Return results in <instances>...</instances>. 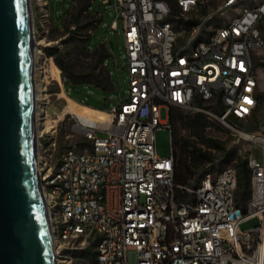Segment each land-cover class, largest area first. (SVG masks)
Here are the masks:
<instances>
[{
  "label": "built area",
  "instance_id": "obj_1",
  "mask_svg": "<svg viewBox=\"0 0 264 264\" xmlns=\"http://www.w3.org/2000/svg\"><path fill=\"white\" fill-rule=\"evenodd\" d=\"M211 1L114 0L108 26L122 22L126 99L100 109L102 121L69 113L82 139L55 158V124L36 137L58 264L86 248L93 264H264V89L256 73L264 66V0H221L209 8ZM35 2L44 29L48 3ZM28 6L35 38L31 0ZM225 10L230 17L214 21ZM171 107L202 113L250 143L242 151L250 189L244 200L232 164L174 181L172 148L159 157L154 145L156 128L171 133ZM62 109L50 114L46 106L43 116L58 120ZM254 117L256 132L247 130ZM251 218L256 224L239 227Z\"/></svg>",
  "mask_w": 264,
  "mask_h": 264
},
{
  "label": "rangeland",
  "instance_id": "obj_2",
  "mask_svg": "<svg viewBox=\"0 0 264 264\" xmlns=\"http://www.w3.org/2000/svg\"><path fill=\"white\" fill-rule=\"evenodd\" d=\"M221 0H212L209 3V8H214ZM35 0H31L35 12V20L37 24V33L35 39H43V42L39 44L40 51L42 52V62L46 68L53 63V53L59 51L66 53V58L73 64L72 69L79 75L85 76L88 79L94 80L103 77L100 65H96L91 56V52L82 46V41L86 40V46L92 50L100 45L107 51V56L104 58V65L109 73L111 80V88L103 90L91 83H65L64 78L61 76L60 68L59 75L61 83L50 77L49 72L46 77V92L48 94L47 103L37 102L38 111L41 112L40 105L45 104L47 106V112L50 114L53 111H59L65 104V96L60 94L64 90L67 94L77 101L89 103L90 106H96L103 109L109 108L112 104H118L126 99L125 90L128 88L127 69L122 66L123 53H124V38L122 32V22L118 18V26L116 29H110L109 23L115 16L112 6L114 0H47V10L49 17L47 22H44V29L40 26L42 18L38 12V7L35 4ZM89 4V11L93 13L90 15L86 12V5ZM204 11L197 13V16H201ZM231 14L230 10H225L221 14L215 16L214 21H221L222 19L229 18ZM195 18L196 16L193 15ZM77 19V23L73 20ZM92 23L89 26L88 23ZM68 27L70 31L66 32L65 28ZM264 33V31H263ZM48 42V43H47ZM262 57H264V50L262 51ZM256 73L258 77L259 85L264 89V66L256 65ZM65 93V92H64ZM66 94V93H65ZM80 102V103H82ZM84 104V103H82ZM178 113L184 115H191L193 113L174 107ZM260 112L258 118L264 116V93L261 97ZM40 116V115H39ZM168 113L165 107L160 108V119H166ZM210 123L205 128L204 136L200 138L193 137L189 131L185 128H180L179 136L182 139L195 142V144L207 151L213 160L205 162L202 166L192 168L191 175L188 179L199 176L202 167L207 168L208 171H216L220 167L232 164L236 168V164L239 160L244 159L242 151L246 147H249L250 143L242 138H238L229 129L224 127L220 122L214 119H209ZM55 124V150L53 157L59 155L63 149L73 141H81V134L72 128L73 119L70 114H65L63 118L54 122ZM170 131L166 127H158L154 130V145L156 154L159 157H166L171 152V139ZM215 139L222 149H216L212 147V141ZM238 144L239 148H235ZM225 150H235L233 159L227 162H221L225 155ZM261 149L259 146L252 145V153L258 155ZM256 224V219L251 218L243 221L239 227L241 229H247L250 226ZM70 264H93V261L78 251L72 256Z\"/></svg>",
  "mask_w": 264,
  "mask_h": 264
},
{
  "label": "water",
  "instance_id": "obj_3",
  "mask_svg": "<svg viewBox=\"0 0 264 264\" xmlns=\"http://www.w3.org/2000/svg\"><path fill=\"white\" fill-rule=\"evenodd\" d=\"M27 0H0V264H53L35 170Z\"/></svg>",
  "mask_w": 264,
  "mask_h": 264
},
{
  "label": "trees",
  "instance_id": "obj_4",
  "mask_svg": "<svg viewBox=\"0 0 264 264\" xmlns=\"http://www.w3.org/2000/svg\"><path fill=\"white\" fill-rule=\"evenodd\" d=\"M86 12L90 15H93L92 12L89 11V4L86 5ZM74 23H77V19L73 20ZM92 23H88L89 26ZM66 32L70 31L68 27L65 28ZM86 40L82 41V46L91 52V56L96 65H100L101 71L104 74L102 78L99 79H88L85 76L79 75L75 72L72 67L73 64L66 58V53L59 51L57 53H53V61L60 68L61 76L64 78L65 83L79 84V83H91L97 87H100L103 90H107L111 88V80L109 77V73L103 63L104 58L107 56V51L102 45L90 50L86 46ZM82 102V101H80ZM86 105L89 103L82 102ZM90 106V105H89ZM98 109H103L96 106H91ZM169 121L171 124V148L174 154V163H173V175L174 181L176 183L184 184L186 183L191 175L192 168H197L202 166L205 162L213 160V157H210L207 151L202 150L201 147L197 146L195 142L189 141L187 139H182L179 136L180 128H185L189 131L190 135L196 138H202L204 136L205 128L209 125L210 121L202 113H193L191 115H184L182 113H178L174 107L170 109ZM259 123L260 120L257 117L248 124L247 130L249 131H259ZM212 141V147L216 149H223L220 145H218L215 139H210ZM235 148H239V145L236 144ZM235 155V150L226 151L223 156V160L221 162H227L233 159ZM238 170V179H237V191L238 195L241 197V200H244L249 194V172L246 166V160L241 159L236 164ZM208 172L207 168L201 169L200 173H197L199 176L203 173ZM197 180V178H196ZM81 253L86 255L89 260L94 261V252L89 249L81 250Z\"/></svg>",
  "mask_w": 264,
  "mask_h": 264
},
{
  "label": "bare ground",
  "instance_id": "obj_5",
  "mask_svg": "<svg viewBox=\"0 0 264 264\" xmlns=\"http://www.w3.org/2000/svg\"><path fill=\"white\" fill-rule=\"evenodd\" d=\"M27 12H28L30 43H31L32 125H33V147H34V158H35L34 164H35L36 175L38 178V171L40 168H39V159L35 149L36 137L38 133L41 131H49L50 128L54 126V122L56 120L47 119L46 118L47 116L45 115L43 116V114L46 113L45 104L40 105L41 112H39L37 102L39 101L41 103H47L48 100V94L46 92L47 73L49 72L50 77L56 80L58 83H61V78L59 75V69L55 64L52 63L49 66V68H46L45 65L43 64L41 59L42 52L40 51V48L38 46L43 42V39L36 40L34 38L31 12L28 4H27ZM60 94L65 96L66 104L63 106V109L59 114V119L65 113L67 114L71 113L76 115L77 117H85L92 121H102V119L105 118L104 111L98 108L88 106L86 104H82L78 101H75L67 94H65L63 91ZM41 195L43 197V192H41ZM50 240L53 249V247H55L53 234L51 235ZM52 257H53V264H58V260L54 255V249H53ZM64 263L68 264L69 261H65Z\"/></svg>",
  "mask_w": 264,
  "mask_h": 264
},
{
  "label": "crops",
  "instance_id": "obj_6",
  "mask_svg": "<svg viewBox=\"0 0 264 264\" xmlns=\"http://www.w3.org/2000/svg\"><path fill=\"white\" fill-rule=\"evenodd\" d=\"M69 96V95H68ZM70 97V96H69ZM72 98V97H71ZM73 99V98H72ZM75 100V99H74ZM75 101H77V100H75ZM80 102V101H79ZM89 106V105H88Z\"/></svg>",
  "mask_w": 264,
  "mask_h": 264
},
{
  "label": "snow or ice",
  "instance_id": "obj_7",
  "mask_svg": "<svg viewBox=\"0 0 264 264\" xmlns=\"http://www.w3.org/2000/svg\"><path fill=\"white\" fill-rule=\"evenodd\" d=\"M248 103H251V101H248Z\"/></svg>",
  "mask_w": 264,
  "mask_h": 264
}]
</instances>
